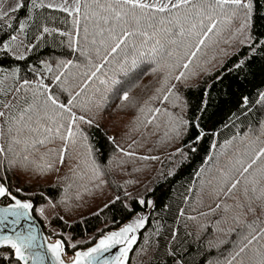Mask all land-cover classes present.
Masks as SVG:
<instances>
[{
  "label": "trees",
  "instance_id": "1",
  "mask_svg": "<svg viewBox=\"0 0 264 264\" xmlns=\"http://www.w3.org/2000/svg\"><path fill=\"white\" fill-rule=\"evenodd\" d=\"M32 6L0 16L1 204L65 254L147 213L127 264H264V0Z\"/></svg>",
  "mask_w": 264,
  "mask_h": 264
},
{
  "label": "water",
  "instance_id": "2",
  "mask_svg": "<svg viewBox=\"0 0 264 264\" xmlns=\"http://www.w3.org/2000/svg\"><path fill=\"white\" fill-rule=\"evenodd\" d=\"M1 187L0 200L4 195ZM121 227L78 251L70 264H127L138 231L121 233L118 231ZM4 246L12 247L22 264H61V249L49 241L29 203L16 197L9 204L0 202V248Z\"/></svg>",
  "mask_w": 264,
  "mask_h": 264
},
{
  "label": "rangeland",
  "instance_id": "3",
  "mask_svg": "<svg viewBox=\"0 0 264 264\" xmlns=\"http://www.w3.org/2000/svg\"><path fill=\"white\" fill-rule=\"evenodd\" d=\"M128 2H132L135 4H139L148 8L152 9H164V8H169L177 5H181L193 0H124ZM223 1V0H222ZM231 3H243L245 6H247L248 0H228ZM34 6H32V9L34 7H39V6H47L49 8H56L63 10L67 13H72V12H78L79 11V6L81 0H33ZM22 3V0H0V16L3 14L10 13L14 10H17ZM50 33H47L46 41L52 42L54 39L52 37V30H48ZM246 32L245 26H241L239 24L237 32L235 33L236 36H243L244 33ZM52 37V38H51ZM246 36H244L245 38ZM24 40H26L23 35L17 34L8 45H11L14 50L21 51L23 50V44ZM7 44H5V47L8 48ZM56 45V44H54ZM58 46V45H57ZM217 47L214 48L216 50ZM5 82L8 83L9 79H5ZM264 129V122L262 126L260 127V130ZM258 131V130H257ZM161 155L160 157H162ZM2 185H0L1 187ZM3 188V186L1 187ZM4 194L5 190L4 188L2 189ZM28 202V201H27ZM29 205L31 206V203L28 202ZM57 207L55 206L54 203L52 202H47L45 205L41 207V209L38 212V215L40 216L41 220L44 222L45 227L49 230L50 229V224L49 220L52 216H54L57 213ZM147 218V213H139L136 216H134L131 220L126 222L118 231L121 233H128V232H137L144 224L145 220ZM112 234V233H110ZM108 234V235H110ZM49 241L61 249V255H60V260L61 264H70L77 256L78 252H75L74 254H65L62 249V245L59 241L58 238L54 237L53 234L52 236L48 237Z\"/></svg>",
  "mask_w": 264,
  "mask_h": 264
}]
</instances>
